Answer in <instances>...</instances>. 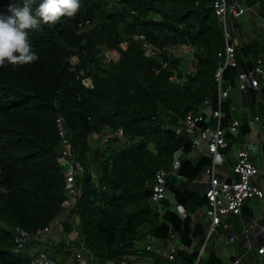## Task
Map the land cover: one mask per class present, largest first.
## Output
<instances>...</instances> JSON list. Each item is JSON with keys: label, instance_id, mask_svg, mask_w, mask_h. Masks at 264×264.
I'll return each instance as SVG.
<instances>
[{"label": "trees", "instance_id": "1", "mask_svg": "<svg viewBox=\"0 0 264 264\" xmlns=\"http://www.w3.org/2000/svg\"><path fill=\"white\" fill-rule=\"evenodd\" d=\"M29 2L35 10L42 0ZM24 3L0 0V16L11 15L10 8ZM80 5L75 16L54 24L41 20L30 31L37 61L0 67V264H32L48 249L55 252V262L71 255L66 244L57 242L45 243L47 248L39 252L33 249L43 243L32 242L22 253L14 249L17 227L36 233L63 212L62 127L85 167L77 178L81 196L64 227L69 234L77 222V245L83 244L95 262L136 254L140 249L133 251L134 244L152 236L178 237L180 243L174 262L156 253L140 254L152 256L157 264H223L207 240L208 216L196 219L208 209V199L188 187L203 176L211 159H189L192 140L177 134L189 113L208 119L220 108L215 75L225 43L213 0H80ZM140 35L159 55H146ZM174 46L191 47L193 60L172 56L168 49ZM110 50L117 51V59L107 60ZM255 56L252 44L239 46L238 67L225 70L222 87L236 88L239 72L252 70ZM175 73L182 85L170 81ZM85 79L92 80V88ZM247 97L249 110L239 135L229 136L225 156L252 133L250 120L264 115V85L260 92L249 90ZM206 99L211 109L204 107ZM232 106L230 97L222 102L224 128L233 124ZM120 130L122 138L95 140L105 131ZM178 153L183 154L182 165L172 175ZM161 169L169 172V189L186 217L169 202L160 210L152 201L155 174ZM170 176L176 177L172 183Z\"/></svg>", "mask_w": 264, "mask_h": 264}, {"label": "built area", "instance_id": "2", "mask_svg": "<svg viewBox=\"0 0 264 264\" xmlns=\"http://www.w3.org/2000/svg\"><path fill=\"white\" fill-rule=\"evenodd\" d=\"M213 7L216 15L221 19L222 32L224 37V49L219 52L218 57L221 59V66L216 72L215 78L219 84L218 101L220 108L213 111L211 117L207 118L204 115H195L189 113L184 119L182 125L177 129L178 135H187L192 140L194 151L202 153V149L206 150L207 156L211 159V164L206 168L204 176L206 180H196L194 183L203 184L204 194L208 199L209 207L206 214L211 221V229L208 234V239L215 236L219 228L223 225V220L230 215L241 216L244 206L249 200L259 199L264 200V142L257 145L246 144L241 148L235 157V163L232 167L234 178L231 180L220 176V167H222L226 160L224 150L231 142L230 137H237L240 132L242 122L234 120L233 124L227 128L222 126L224 113L221 110L222 102L228 99L231 95L232 88L224 89L223 74L225 70L230 68H237V48L242 45L239 38L236 37L237 25L239 17H244L248 11L242 0H213ZM89 26V23H87ZM138 41L145 50L147 56L159 55V50L147 41L145 36L140 35ZM187 48L186 46H183ZM179 46H174L168 49V53L172 56L180 57ZM117 53V51H114ZM193 52H191L190 59L193 60ZM118 54V53H117ZM113 60V59H109ZM74 63V61H73ZM167 67V63L164 64ZM170 81L176 85H182L184 80L179 78L177 74L170 77ZM264 81V58L256 59L255 65L250 71L241 70L236 82V88L240 92H248L249 90L260 91L262 82ZM84 84L89 87L85 83ZM93 86L90 85V88ZM204 107L211 109L212 102L206 99ZM215 121V124L212 122ZM61 124L62 120H58ZM260 118L256 117L249 122L251 130L257 128ZM207 124L205 127L202 124ZM260 133V131L258 132ZM258 135V134H257ZM122 138L123 131L111 133L105 131L103 134L96 136V140L108 142L116 137ZM244 144V143H243ZM242 144V145H243ZM103 153V150L101 151ZM60 166L65 171V200L62 204L63 216L57 220L56 227H46L43 230H38L36 233L24 230L17 227L14 232L15 252L22 253L32 242L48 243L46 238L52 233L53 229H58V233L62 236L58 243H64L71 250L69 259L65 262H55L53 254L54 251H41L35 258L32 264H139L143 253H156L159 257L168 259L174 262L179 246L176 243H171L170 240L157 239L148 236L144 241L136 242L133 246V251H138L136 254H131L118 259H108L102 263L95 262L93 254L83 245H77L79 240V230L77 222L72 223V231L67 234L64 222H69L70 216L74 215V210L78 204L81 196L80 187L77 185V178L85 171L84 165L76 159L73 153L71 142L67 131L62 127L60 130ZM182 165L181 158L176 157L171 174L180 169ZM169 172L161 169L155 174L154 184L152 187V201L159 205L160 210L163 209V202L172 204L183 217H186V212L180 206L174 195L171 193L168 186ZM96 177V175H95ZM78 220V218H77ZM178 238V237H172ZM231 241L233 239L231 238ZM52 250V249H51ZM258 254L264 257V245L258 249ZM144 258H147L145 256ZM140 259V260H139Z\"/></svg>", "mask_w": 264, "mask_h": 264}, {"label": "crops", "instance_id": "3", "mask_svg": "<svg viewBox=\"0 0 264 264\" xmlns=\"http://www.w3.org/2000/svg\"><path fill=\"white\" fill-rule=\"evenodd\" d=\"M255 1V0H254ZM260 1H258V4ZM253 3V0H245V7H247L248 11H250L253 8H255L256 5ZM258 17H251L243 18V21L239 20L238 27L240 28L242 25H244L245 31H243L242 37H238L239 41L242 43H250L253 46H255V52L256 56L255 58H264V19L261 18L259 15ZM237 34V32H236ZM264 85V81L262 82V87ZM260 92V91H257ZM243 93V96L241 97V103H235L233 102V98L230 95V99L232 102V108H233V117L234 120H240L242 119L243 115H246V113L249 110V99L247 97V92H241ZM262 96L261 94L257 97V103L258 105L262 104ZM259 117L260 122L257 124V128L255 130H252V133L245 139L244 144H235L234 147L231 150V157L229 158V155L225 157V164L220 167V176L228 179V178H234V174L232 172V167L235 163V157L237 152L243 148L244 145L252 144L254 145L259 144L260 142H264V115L257 114L252 119ZM251 119V120H252ZM250 120V121H251ZM260 131V133H258ZM258 134V135H257ZM193 151L188 158L197 161L200 156L207 155V152L201 153L199 155H194ZM178 157L183 158V154L178 153ZM224 168H227V171H225ZM229 170V172H228ZM202 181L206 180V177L203 175L200 178ZM199 180V179H198ZM196 181V180H195ZM178 183V182H177ZM182 180L180 181V184H182ZM198 183H190L189 189L196 190L201 194H204V185L200 184L203 188L201 189L197 187ZM264 187V183H263ZM253 201H257V204L261 206V210H258L255 206ZM206 214V211H200L196 219L201 220V218ZM207 215V214H206ZM208 216V215H207ZM209 222V225L207 226L206 223ZM205 223L207 229L210 231L211 229V221L208 217V221ZM220 229L227 232V237H223L221 234ZM220 238L222 239V245L221 247H217L215 244H211V247L213 249H216L217 255L220 257L223 264H264V257L260 256L258 254V249L261 248L264 245V200L259 199H252L247 202V204L244 206L242 210L241 216H235L230 215L227 218L223 220V225L219 228L218 233ZM216 236V235H215ZM210 237V242L215 237ZM231 238L233 241H231ZM173 243H176L180 247L179 240L172 239ZM170 240V242H172ZM176 241V242H174ZM48 244H39L35 247L34 252H39L45 248H47ZM33 246H31L32 248ZM205 248V245L203 246ZM203 249V248H202ZM201 249V251H202ZM204 250V249H203ZM223 257V258H222ZM146 260V264H157L152 258V256H147V258H141L140 262Z\"/></svg>", "mask_w": 264, "mask_h": 264}, {"label": "clouds", "instance_id": "4", "mask_svg": "<svg viewBox=\"0 0 264 264\" xmlns=\"http://www.w3.org/2000/svg\"><path fill=\"white\" fill-rule=\"evenodd\" d=\"M80 6V0H42L33 10L29 0H25L22 7L10 8V16H0V67L6 62L16 66L37 61L39 56L31 44L30 31L37 29L41 20L54 24L63 17H73Z\"/></svg>", "mask_w": 264, "mask_h": 264}, {"label": "rangeland", "instance_id": "5", "mask_svg": "<svg viewBox=\"0 0 264 264\" xmlns=\"http://www.w3.org/2000/svg\"><path fill=\"white\" fill-rule=\"evenodd\" d=\"M255 1H256V4H258V1H260L259 2L260 4L256 5L255 8H253V11H252V9L250 11H247L246 15L243 18H246V17L250 18V16L255 18V17H258L257 15H259L261 18L264 19V0H255ZM255 1L253 0V3H255ZM6 16H10V15H6ZM239 19L241 21H243L242 18L239 17ZM243 31H245L244 25H242L240 28L237 27V35H238L239 38L242 37ZM179 49H180L179 50V54H180L179 56L180 57H178V58L187 59L189 61L191 52L194 51V50L191 47L184 48L183 46H179ZM114 51L115 50H110V51L106 52V57H107L108 61H109V59L115 60V59L118 58L119 55L117 53H115ZM85 83L87 85H89V87H90V85H92V80L91 79H87V80H85ZM231 96L233 98V102L241 103V97L243 96V93H241L238 89H232ZM208 121H210V119H208ZM213 123H215V122H213ZM202 153L205 154L206 150L202 149ZM196 154L199 155L201 153H198L197 151H195L194 155H196ZM229 158L232 159L231 154H229ZM224 169H225V171H227V168H224ZM228 172H229V170H228ZM175 178L176 177L170 176L169 177V181L172 183V182L175 181L174 180ZM199 181H202V180L199 179ZM197 187H199L201 189V191L204 188L199 183L197 184ZM253 202H254V204H255V206L257 207L258 210L262 209L261 206L259 204H257V201H253ZM62 216H63V214H61L59 216V218H61ZM56 223H57V221L54 222V224H53L54 227H56ZM206 225L208 226L209 222H207ZM220 231H221V234L223 235L224 238L227 237L226 236L227 235L226 231H224L222 229H220ZM220 237L221 236H219V234H216V236L213 238V240L210 242L209 245L215 244L217 247L220 248L221 245H222V243H221L222 239ZM61 238H62V236L58 233V229L54 228L52 233L46 239L48 241H53V242H57L58 243L61 240ZM172 239L175 240L176 238H171L170 240L172 241ZM176 241H177V239H176ZM176 241H174V242H176ZM171 243H173V241ZM51 251L52 250L50 249L49 252H51ZM206 254H208V252ZM146 263H147L146 260H143V261L139 262V264H146Z\"/></svg>", "mask_w": 264, "mask_h": 264}, {"label": "water", "instance_id": "6", "mask_svg": "<svg viewBox=\"0 0 264 264\" xmlns=\"http://www.w3.org/2000/svg\"><path fill=\"white\" fill-rule=\"evenodd\" d=\"M203 249H204V247H203ZM203 249H202V251H201V253H200V256L203 254V251H204Z\"/></svg>", "mask_w": 264, "mask_h": 264}]
</instances>
